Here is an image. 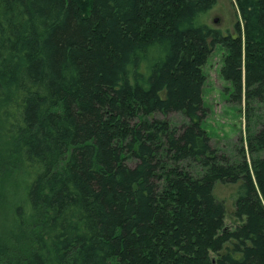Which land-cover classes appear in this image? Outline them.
Listing matches in <instances>:
<instances>
[{"label": "trees", "instance_id": "16d2710c", "mask_svg": "<svg viewBox=\"0 0 264 264\" xmlns=\"http://www.w3.org/2000/svg\"><path fill=\"white\" fill-rule=\"evenodd\" d=\"M216 2L0 0V264H264V119L235 157L202 126L216 44L264 105V0L226 34ZM218 180L240 182L233 229Z\"/></svg>", "mask_w": 264, "mask_h": 264}, {"label": "rangeland", "instance_id": "374dc122", "mask_svg": "<svg viewBox=\"0 0 264 264\" xmlns=\"http://www.w3.org/2000/svg\"><path fill=\"white\" fill-rule=\"evenodd\" d=\"M82 2V0H80ZM88 2V0H87ZM84 3V2H83ZM203 21L210 27L221 30L223 34L235 33V24L243 19L236 0H217L216 4L203 15ZM228 49L221 44L213 47L207 63L203 66L205 81L203 85L204 105L207 115L202 122L203 128L212 138V143L221 151L235 157L236 148L246 139L249 132L255 131L264 119V105L258 106L256 111L247 112L246 102L238 100L234 95L232 82L224 78L222 67ZM151 117L167 118L174 125L181 126L187 119L181 112H172L167 116L159 113ZM23 172L16 170L14 178L21 179ZM7 179V178H6ZM8 181V179H7ZM7 183V182H6ZM5 185L0 186V198L4 197ZM240 182H225L218 180L215 183L214 194L225 207V223L233 229L244 222L236 215V199L239 193ZM7 199V197H5ZM6 213L11 210L5 207Z\"/></svg>", "mask_w": 264, "mask_h": 264}]
</instances>
